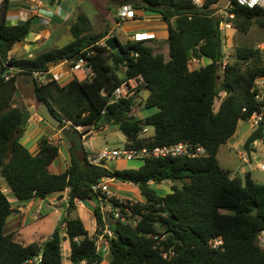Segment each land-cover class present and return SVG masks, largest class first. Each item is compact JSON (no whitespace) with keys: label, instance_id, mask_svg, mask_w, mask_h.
Masks as SVG:
<instances>
[{"label":"trees","instance_id":"1","mask_svg":"<svg viewBox=\"0 0 264 264\" xmlns=\"http://www.w3.org/2000/svg\"><path fill=\"white\" fill-rule=\"evenodd\" d=\"M12 1L0 0V176L19 203L67 192V211L46 241L25 244L6 231L14 208L0 190V264H64V242L69 244L72 264H102L104 256L96 242L106 220L93 187L103 179L120 177L138 187L141 201L131 207L135 225L107 218L114 234L107 238L108 264H264V247L258 240L264 231V184L254 180L251 172L244 180L233 176L218 159L220 148L236 134L239 123L249 121L260 110L252 91L256 80L264 77V50L238 48L233 60L225 62L220 19L212 8L220 0H207L201 10L192 0L129 2L134 11L154 13L167 24L166 56L154 53L145 42L123 44L114 36L123 49L118 56L102 43L109 31L91 34L87 17L80 14L70 28L73 40L69 45L32 58L10 56L34 26V18L19 25L8 23ZM231 3L228 12L235 16V29L247 33L257 25L264 30L263 8L241 6L235 0ZM81 57L92 67L93 76L74 77L66 84L57 80L36 83L37 103L30 106L17 97L19 74L48 72L52 65L73 63ZM194 59L206 64L191 69ZM140 77L144 83L132 98L113 99L117 87ZM142 90L148 93L144 107L149 113L140 119L134 108ZM221 94L225 96L216 110ZM41 104L63 126L70 123L72 128L98 131L116 127L129 148L184 142L204 147L208 155L150 159L138 169L110 170L91 165L85 148H70L67 169L56 174L50 166L59 156L60 144L45 139L39 153L33 155L21 142L23 113H35ZM145 129L152 130L148 137L143 134ZM261 138L263 123L252 131L246 150L251 152L252 144ZM165 182L173 183L171 192L160 196L151 183ZM76 199L95 202L96 236L73 214ZM163 236L165 240H160ZM217 239L222 245L215 249L211 243Z\"/></svg>","mask_w":264,"mask_h":264},{"label":"rangeland","instance_id":"2","mask_svg":"<svg viewBox=\"0 0 264 264\" xmlns=\"http://www.w3.org/2000/svg\"><path fill=\"white\" fill-rule=\"evenodd\" d=\"M132 1L136 0H128L127 2L121 1L119 5ZM230 1L231 0H220L219 3L212 7L214 10V14L218 16L225 12ZM114 8L115 6H113L109 0H86V2L78 8L76 16L71 18L70 21L60 26L53 25L48 27V29H50L52 33L51 37H49V39H47L44 43H41L38 49L34 51V53L36 55H39L47 51L62 49L69 45L73 40L70 28L76 22V19L80 14L86 15L89 18L91 34L96 35L107 30L109 31V33L112 31L111 35H116L117 30H112L113 27L116 25L115 22H117V19L114 14ZM223 36V50L225 52V62H230L233 60L235 51L238 48L258 47L262 49V44L264 43V30L258 27L257 25H254L247 33H241L234 28V30L226 32L225 34H223ZM166 40L167 39L165 35H163L162 37L155 39L154 43L150 44L148 42H145V44L151 46L154 53H162L166 56L168 52ZM104 42L105 41H103L102 43ZM205 64L206 61H202L199 64L194 61H191L190 67L191 69H195ZM147 94V91L142 90L140 92L139 97L136 99L134 114L140 119L145 118L149 113L147 110H145L144 107V102L145 98L147 97ZM224 96V94H221V97L216 101V110L218 109L221 99ZM19 100L23 101L21 97L19 98ZM64 127L76 130V128H72L70 127V125H61L59 128H55L57 131V135L54 140L55 143L59 144L61 140L64 139L61 134V129ZM100 131L101 130L98 131L92 127H87L83 130V133L88 135L87 139L90 138L87 140V143L85 145L88 150L97 152L104 147L120 149L126 146L125 137L116 127H109L104 133L98 134ZM252 131L253 129L251 126V121H241L238 125L236 134L228 141L227 144L223 145L220 148L218 159L220 165L224 169L231 171L233 176H238L242 180H244V172L251 171L253 179L256 180L258 183L264 184V171H260L259 169L263 162V157L260 149L257 148L255 154L250 155L248 154L250 152L247 151L244 146ZM151 133L152 131L148 129V131L144 133V136L148 137ZM238 152H247L246 155L249 161L251 162V165H246L245 163H243V161L240 159ZM142 164L143 163L139 161L114 160L112 162L107 163L106 167L110 170H131L140 168ZM151 184L153 189L158 193V195L165 196L166 194L171 192V186L173 183L165 182L161 185H156L154 183ZM176 184L178 186H181L180 182ZM109 185L111 189L114 190L120 196L132 198L133 200L139 202L141 201L139 189L135 184L114 179L109 182ZM6 194L10 195L8 192H6ZM56 196L57 194H53L49 197L55 198ZM62 198V196L58 197V202L59 204L63 202L64 210L53 209L51 210V212L44 211L41 218L37 219L36 222H33L31 225H28L21 230V234L18 240L27 244L35 241H39L41 243L46 241L54 233V231L59 226L60 222L66 216L67 207L66 203L64 201H61ZM94 207L95 202L88 201L85 203L84 208L79 209V211L77 208L73 211L74 215H77L78 213L79 215H81L82 220L84 221V224L91 236H96V225H92L94 216L91 213V210L94 209ZM100 253L104 256V262L102 264H108L110 258L109 248L105 245L101 249ZM69 255V244L68 242H64V264H70Z\"/></svg>","mask_w":264,"mask_h":264},{"label":"crops","instance_id":"3","mask_svg":"<svg viewBox=\"0 0 264 264\" xmlns=\"http://www.w3.org/2000/svg\"><path fill=\"white\" fill-rule=\"evenodd\" d=\"M109 1L113 6H115L114 14L117 22H115L116 25L112 30L116 29L117 32L116 35H111V31L105 40L116 36L121 43L125 44L132 41L135 34L143 33L155 35V38H151L152 36L148 37L151 38V43L155 42V39H158L163 35H165L167 39L168 26L158 15L145 11H135V19L123 20L119 18L118 11L122 5L130 3H123L122 5L119 4L121 1L127 2L128 0ZM85 2L86 0H13L9 9L8 23L10 25H19L31 18H34V26L26 41L24 43L17 44L10 52V56L19 58H32L33 56H36L34 51L38 49L41 43H44L52 35L51 30L48 29V27L53 25L60 26L70 21L71 18L76 16L78 8ZM87 19L89 21L88 17ZM50 69L53 72H58L63 75L64 78L62 77L63 79L60 80L62 84H66L72 79V77L68 75V66L64 63L52 65L50 66ZM78 79L83 80L80 75L78 76ZM17 97L20 98V95ZM108 128L109 127L101 129L98 134L104 133ZM56 135L57 131L55 127L48 124L35 113H32L25 125L21 142L33 155H37L40 151L41 142L45 139H48L49 141L55 140ZM59 144V156L50 166L51 172L56 174L63 173L70 163V144L65 139H62ZM247 172L244 173L246 174ZM0 190L5 194L6 192L10 194L6 195L14 208V212L8 219L6 231L8 233H15L18 236L17 238H19L21 230L41 218L44 211L51 212L53 209H63V202L59 204L58 197L62 196L63 198L61 201L67 203V192L57 194L55 198L47 197L46 199H36L27 203H19L13 197L10 189L1 176ZM84 206L78 207V211L79 209L84 208ZM92 211L93 209L91 210V213L93 214ZM77 215L82 219L79 213ZM93 224L96 225L95 218L92 225Z\"/></svg>","mask_w":264,"mask_h":264},{"label":"built area","instance_id":"4","mask_svg":"<svg viewBox=\"0 0 264 264\" xmlns=\"http://www.w3.org/2000/svg\"><path fill=\"white\" fill-rule=\"evenodd\" d=\"M207 0H192V4L197 9H204V6L206 4ZM236 3H238L241 6L254 8V7H261L264 9V0H235ZM39 2V1H38ZM231 1L228 3L227 9L222 14L218 15L220 19V31L225 34L228 31L234 30V24L233 21L235 20V16L228 12V9L231 8ZM119 18L123 20H133L136 18L135 11L133 10L132 6L130 4L122 5L118 11ZM45 19V18H43ZM146 36L150 37L152 36L155 38V35H148L146 33L143 34H135L132 42H146L150 41L151 38L143 39ZM262 50H264V43L262 44ZM196 63H200L199 60H192ZM68 66V75H70L72 78L80 75L82 79H86L88 77L93 76V69L88 64V61L81 57L79 60L71 63L69 61L61 62ZM14 73V71H12ZM36 79V83L39 85L45 84L48 80H57L60 81L63 75L58 72H53L51 69H49L48 72H34L32 73ZM10 76H7L8 79ZM49 77H51L49 79ZM140 83H144V80L142 77L138 79H132L129 81H126L122 83L119 87H117L113 93V99L115 101L118 100H127L132 98L135 95V90L138 87ZM255 95V99L260 103V110L258 112L253 113L251 119V126L253 130H256L259 128L261 123L264 124V77H260L256 80L253 91ZM103 95H107V91H102ZM67 125H71L70 123H67ZM77 130L81 131L83 135V146L85 150L88 152V161L91 165L97 166V167H106L107 163L112 162L114 160H128V161H139L144 163L147 160L150 159H164V158H190V159H198L207 157V151L202 146H197L191 143H177L172 145H165L161 147H155V148H129V147H123V148H109L104 147L100 149L97 152H93L88 150L85 145L87 143V134L83 133V130L85 127H74ZM148 129H145L143 131V134L146 133ZM51 144H55L54 140L50 141ZM257 148L260 149L263 162L260 166V171H264V138H261L254 142L252 144V151L248 154H255ZM247 153V152H246ZM246 153L238 152L240 159L245 163L246 165H251V162L249 161ZM112 181L111 179H103L97 186L93 187V191L98 194L99 199V208L100 212L102 213L103 217L105 218V226L103 229V233L101 235L97 236V246L98 251L100 252L101 249L106 245L109 248L107 238L113 237V231L111 229V222L107 219L110 218L113 221H120L124 224H136V221L134 219V216L131 211V207L138 204L139 201H135L132 198H126L123 196H120L116 192H114L109 182ZM116 203H115V202ZM85 202L76 199L75 200V206L83 207ZM160 240H165V236L160 238ZM259 244L264 247V231H262L259 234L258 237ZM212 247L217 249L222 245V240L217 239L212 241L211 243ZM163 257L166 259L168 258L167 253H163ZM27 264H33V261H28ZM70 264H72L70 262ZM79 264H94L90 263L88 261H82Z\"/></svg>","mask_w":264,"mask_h":264},{"label":"water","instance_id":"5","mask_svg":"<svg viewBox=\"0 0 264 264\" xmlns=\"http://www.w3.org/2000/svg\"><path fill=\"white\" fill-rule=\"evenodd\" d=\"M105 45L110 50L114 51L118 56L123 55L121 54V51H123V49L119 41L114 37L108 38L105 41ZM16 87L18 94L20 95L26 106L37 103L36 79L32 73L19 74L16 79ZM31 114L32 113L29 110H26L23 113L22 126H25L27 124ZM35 114L55 128H59L62 125V122L53 115L46 104H41ZM61 134L74 151L84 148L83 135L79 130L64 127L61 129ZM118 180L125 181L121 177L118 178ZM253 215H256V212H253Z\"/></svg>","mask_w":264,"mask_h":264},{"label":"bare ground","instance_id":"6","mask_svg":"<svg viewBox=\"0 0 264 264\" xmlns=\"http://www.w3.org/2000/svg\"><path fill=\"white\" fill-rule=\"evenodd\" d=\"M143 39H148V36H146L145 38H143Z\"/></svg>","mask_w":264,"mask_h":264}]
</instances>
